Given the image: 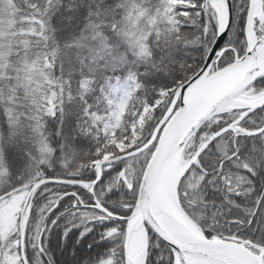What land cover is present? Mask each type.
<instances>
[{
  "label": "snow or ice",
  "instance_id": "snow-or-ice-1",
  "mask_svg": "<svg viewBox=\"0 0 264 264\" xmlns=\"http://www.w3.org/2000/svg\"><path fill=\"white\" fill-rule=\"evenodd\" d=\"M0 264H264V0H0Z\"/></svg>",
  "mask_w": 264,
  "mask_h": 264
}]
</instances>
